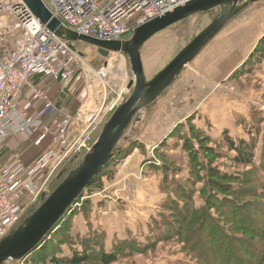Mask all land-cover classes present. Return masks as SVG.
<instances>
[{
	"label": "rangeland",
	"instance_id": "1",
	"mask_svg": "<svg viewBox=\"0 0 264 264\" xmlns=\"http://www.w3.org/2000/svg\"><path fill=\"white\" fill-rule=\"evenodd\" d=\"M219 14L220 10L214 9L207 14L190 17L150 38L141 49L146 81L159 73ZM225 29L251 32L252 38L259 36L257 41H253L254 46L249 54L244 47V63L239 70L228 76L226 85L208 83L209 93L223 98L217 99L220 103L217 101L212 107V110L217 109L218 114L212 112L211 117L206 116L209 104L200 101L201 95L196 101H190L192 92L203 86L195 83L189 86L190 81H185L187 77L193 79L186 70L189 64L171 87L137 114L139 122L128 130L126 139L120 142L121 147L129 143L128 150L131 151L135 148L133 146L144 149L147 144L150 147L148 162L159 173L160 179L156 183L151 178L153 182L150 181L151 188L146 193L152 195L155 193L154 187H158L162 198L156 205L155 199L140 197L139 194L136 197L133 190H113V186H117L120 180L117 171L128 156L122 161L125 153L121 152L106 167L111 168L117 160H121L117 164L116 174L107 177L105 171L100 177L101 188L85 189L65 219L60 220L58 225L62 223L67 228L65 233H59L62 238L56 232L58 228L54 227V243L62 240V243L72 246L79 254L87 249L86 253L92 258L84 264H102L100 255L105 254L115 257L116 261L112 264H264V261L257 259L258 255L264 257V241L259 240L257 228L253 226L257 225L259 229L264 226V0L251 3ZM244 42H247L246 38ZM208 45L206 47H210ZM76 48L84 55L85 66L90 70H99L106 64L112 67L113 56L103 58L96 48L82 43H76ZM209 55L215 57L213 51ZM119 57L121 63L116 64V67L121 68L122 76L118 78L113 73L108 80V90L116 89L115 85L122 83L125 101L130 96L127 85L133 75L128 58L123 54ZM75 79L71 101L77 104V99H82L86 79L81 66L78 67ZM90 81L93 79L90 78ZM189 107L191 112L187 111ZM160 109L179 110L181 113L165 116L164 120L172 128L165 139L159 141L161 136L151 135L152 128L147 129L145 124L153 112ZM174 133L176 137H173ZM225 138L230 139L235 146L243 141L253 146V163L235 164L236 153L228 150ZM209 150L214 152V156ZM84 155L73 157L63 164L52 178L46 191L47 196L53 191L52 188L78 166ZM211 170L231 178L238 174L242 177L241 181L231 184V187L236 191L242 190L249 197L213 194L214 186L209 180ZM208 192H211V196L216 195L222 212H227L230 202L238 208L240 214L232 213L226 220L225 215L217 214L221 213L219 209L205 211L207 207L203 201L210 195ZM182 193L190 201L185 202L180 198ZM121 194L125 196L121 197ZM188 205L196 210L189 211ZM35 209L31 208L24 213L15 230ZM181 215L189 216L184 225L177 224ZM205 221L209 223L201 234L198 228ZM226 225H252L254 228L248 231L239 226L234 230L230 228V231ZM222 231L225 236L218 241L216 238ZM69 253L63 256L69 257ZM31 256L32 253L20 261L5 264H31Z\"/></svg>",
	"mask_w": 264,
	"mask_h": 264
},
{
	"label": "built area",
	"instance_id": "2",
	"mask_svg": "<svg viewBox=\"0 0 264 264\" xmlns=\"http://www.w3.org/2000/svg\"><path fill=\"white\" fill-rule=\"evenodd\" d=\"M189 1L41 0L66 30L104 42L127 40L136 28ZM114 55L112 67L106 64L92 71L76 43L51 33L25 0H0V147L13 136L29 139L31 133L39 132L50 137L49 147L32 165L25 166L14 154L0 166V241L14 231L26 211L42 203L63 164L89 151L96 134L123 101L124 88L108 90L111 73L121 63L120 54ZM79 66L86 77L85 91L73 114L30 82L39 76L70 90ZM25 88L31 92L32 103L39 104L31 114L19 105Z\"/></svg>",
	"mask_w": 264,
	"mask_h": 264
},
{
	"label": "water",
	"instance_id": "3",
	"mask_svg": "<svg viewBox=\"0 0 264 264\" xmlns=\"http://www.w3.org/2000/svg\"><path fill=\"white\" fill-rule=\"evenodd\" d=\"M25 1L36 18L62 40L94 47L103 58H108L111 53L125 55L133 79L127 85L130 96L115 108L78 166L44 197L42 203L16 230L0 241V264L20 261L43 243L44 238L69 212L84 190L112 161L121 139L139 122L136 115L171 87L184 68L192 63L224 27L256 0H192L173 12L136 28L129 39L112 42L97 41L66 30L41 0ZM214 9L220 10L219 16L179 51L159 73L146 81L141 61L144 44L157 33Z\"/></svg>",
	"mask_w": 264,
	"mask_h": 264
},
{
	"label": "crops",
	"instance_id": "4",
	"mask_svg": "<svg viewBox=\"0 0 264 264\" xmlns=\"http://www.w3.org/2000/svg\"><path fill=\"white\" fill-rule=\"evenodd\" d=\"M258 36L252 38L251 32L250 34L242 33L241 30H229V29H225L224 27V29L213 39L214 41L209 44L210 47L204 48V50L200 52V54L196 57V59H194L192 63H190V65L187 67L186 69L187 72L193 78V79H190L189 77L185 78L186 82L190 81L189 86L191 85V83H195L203 86L202 89L192 92V97L190 101L191 102L196 101L197 99H199V95H201L200 101L203 100L204 102L206 103L208 102L209 104V111L208 112L204 111L206 112V116L211 117L212 112L218 114L217 109L212 110V107H214L217 104V101H219L220 103V100L217 99H223L222 96L220 95L215 94L214 96L213 93H209L210 86L208 83L214 85H220V86L223 84L226 85V80L228 76L233 72L239 70L242 64L244 63L243 61L244 47L247 49V53L249 54L252 50L251 48H253L254 46L252 45V43L253 41L258 40ZM245 38L247 42H244ZM211 51L214 52L215 57L209 55ZM114 54L117 53H111L109 56L115 57ZM112 59L115 60V58ZM143 71H144V67H143ZM113 73H115L118 76V78L122 76V70L119 66H117V70H115ZM113 73H111V76H113ZM196 79L201 80V82L197 81ZM119 81L121 80H118V82ZM30 82L32 83L33 86H36L44 90L45 93L49 96V98L52 101H54L56 105H58V107H60L64 111L73 114L78 110V108L82 103L80 98L77 99V104H75L73 100L71 101V93L73 89L63 90L61 89V86L58 83H54L51 81H43V79L39 76L32 77ZM119 83L115 85L116 89L121 87L122 83L120 84ZM84 91H85V83L83 84L82 93H84ZM30 97H31L30 90L28 88H25L22 91L21 96L19 98L20 107L26 108L29 114L33 113L35 111V108L39 105L38 103L33 104ZM223 101L226 102L225 99ZM195 105L196 104L192 106V109L195 107ZM190 110L191 109L189 107L187 111ZM178 112L181 113V111L179 110H171V111H169L168 109H160L158 111L155 110L153 114L149 117V119L152 120L151 121L149 120V122H147L145 126L147 127V129L152 128V133H150L151 135L153 134L155 136L160 135L161 138L158 139L160 141L168 133H170L169 131L171 126H169L167 122L164 120L165 116H168V114L174 116L175 114H178ZM157 116L159 119H157ZM45 120L49 122L51 118ZM146 130L144 132L145 134H146ZM127 133L124 135V137L121 140L126 139ZM49 144H50V137L48 135L46 137H43L39 132L31 133L29 139H25L24 137L19 135L13 136L8 140H6L0 147V166L7 163L14 154H18L20 156L21 162L25 166H30L39 157V155L49 147ZM129 145L130 144L128 143L123 147H121L120 152L125 153L127 151H130L128 150ZM144 146H145L144 149H138L136 148L137 146H133V148L134 147L135 148L123 161L122 166L117 171V174L120 176L119 177L120 180L117 186H113V190L115 191L117 189L120 191V189H122L125 190L126 192H130L131 190H133L135 195L137 194L136 197L139 194L140 197L147 196L150 197L151 199H155V205H156V203L162 198V195L160 194L161 191L158 189V187L156 188L154 187L155 193H153L152 195L146 192H148V190L151 188V184H150L151 178H153L156 183H159L160 175L157 171H155L153 167L149 165L150 163L148 161H150V155H151L150 147H148L147 144ZM124 196L125 194L124 195L121 194V197ZM118 201H122V200H118Z\"/></svg>",
	"mask_w": 264,
	"mask_h": 264
},
{
	"label": "trees",
	"instance_id": "5",
	"mask_svg": "<svg viewBox=\"0 0 264 264\" xmlns=\"http://www.w3.org/2000/svg\"><path fill=\"white\" fill-rule=\"evenodd\" d=\"M209 12H211V11H209ZM209 12H207V13H209ZM207 13H203V14H207ZM199 15H202V14H199ZM250 64H254V63L250 62ZM176 136H177L176 133H174L173 137H176ZM225 139H226V143L228 146V150L229 151L233 150L236 153V159L234 160L235 164L251 165L253 163V161H252L253 155H254V153H253L254 147L253 146L248 145L247 142H244V141L239 142L237 144V146H235V144L232 143V141H230V139H228V138H225ZM120 142L118 144V147L115 150V153H114L115 155L121 153L120 152L121 151ZM130 152H131V150L125 152L124 156L121 158L122 161L127 155L130 154ZM210 152L214 156V152L213 151H210ZM115 155H114V157H115ZM118 163H121V160H117L115 162V164L113 165V167L105 168L103 170V172H101L93 180V182L90 184V186L88 188H90V187L101 188L100 177L102 175H104L103 173L105 171H106L105 174L108 175L107 177H111L113 174H116V168H117ZM61 177H63V175ZM241 178L242 177H240L238 174L236 175V177L231 178L230 176H227L224 173L215 172V171L211 170L209 180H211L210 182L214 186L215 193H213V194H220L221 193V194L233 195L236 198H248L249 195L247 193H244L242 190L240 191V189H238L236 191L231 187V184L241 181ZM53 189L54 188H52V190ZM208 194H210V195H208L205 198V200L203 201V203H205L206 207H207V208H205V211L212 210L213 208H216L217 211L219 209L221 211V213H217V214L221 215L223 217L225 215L226 217H224V219H226V220H228L227 218L232 216V213H236L237 215L240 214V211L238 210V208L231 205L230 202H229V208L227 209V212H222L221 207L218 206V203H217L218 201L216 200V198H217L216 195L211 196V192H208ZM253 196L256 197V195H253ZM179 197L183 198V200L185 202L190 201V199L186 198L183 193H182V195H179ZM192 205H188V210L193 212L196 209ZM262 216H264V214H262ZM188 217L189 216L181 215L179 217L180 219L177 221V224L180 223L181 225H184L185 222L187 221ZM236 218H237V216H236ZM208 223H209V221H205L199 225L198 229H199L201 234H203L202 231L205 230V225ZM65 226L66 225H63L62 223H60L57 227H55L56 229L58 228L56 232L58 233V235L60 237L62 234H59V233H65V231L67 229ZM239 226H242V228L247 229L248 231L252 230L254 227L257 228L256 232H257L259 240L261 242L264 241V226L261 227V229H259L257 225H253L254 227L252 225H229V227L226 225L227 230H230V228H231V230H234V228H239ZM55 228L52 230V232L48 236H46V238H44L43 243H41V245L39 247H37L34 250V252H32L31 261H30L31 264H84V263H87L90 260V258H92L91 256H88V254L86 253L87 249L84 251L83 254H79V253L75 252V250L72 246L69 247L68 245H65V243H62L63 242L62 240L59 243H54V239L52 240V235H53ZM223 232L224 231H222L221 233L218 234L219 237L216 238V239H218V241H221L222 236L223 237L225 236ZM52 241H53V243H52ZM68 253H69V257L63 256V254L67 255ZM247 253L251 254L249 252H247ZM257 259L260 262L264 261V257L260 256V255L257 256ZM100 260H101L102 264H112L116 261V259L113 255H107V254L100 255ZM257 264H260V263L257 262Z\"/></svg>",
	"mask_w": 264,
	"mask_h": 264
},
{
	"label": "bare ground",
	"instance_id": "6",
	"mask_svg": "<svg viewBox=\"0 0 264 264\" xmlns=\"http://www.w3.org/2000/svg\"><path fill=\"white\" fill-rule=\"evenodd\" d=\"M56 226H58V225H56ZM56 226H55V227H56Z\"/></svg>",
	"mask_w": 264,
	"mask_h": 264
}]
</instances>
